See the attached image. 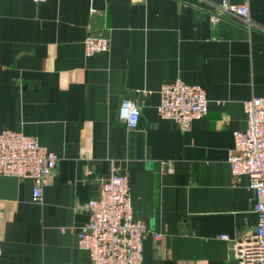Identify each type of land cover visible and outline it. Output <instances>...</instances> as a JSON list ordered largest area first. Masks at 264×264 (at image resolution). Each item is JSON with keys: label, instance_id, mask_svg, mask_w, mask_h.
I'll return each instance as SVG.
<instances>
[{"label": "crops", "instance_id": "0c3cea01", "mask_svg": "<svg viewBox=\"0 0 264 264\" xmlns=\"http://www.w3.org/2000/svg\"><path fill=\"white\" fill-rule=\"evenodd\" d=\"M221 1L0 0V130L60 157L41 203L32 179L0 175V264H94L78 244L82 204L114 171L129 173L134 216L151 230L139 264H242L220 235L258 223L250 178L234 183L228 158L244 100L264 95V0H228L248 4L252 27L214 23ZM89 33L110 48L87 54ZM177 79L209 98L188 131L158 112ZM124 97L141 108L135 128L120 117Z\"/></svg>", "mask_w": 264, "mask_h": 264}, {"label": "built area", "instance_id": "2783aa9c", "mask_svg": "<svg viewBox=\"0 0 264 264\" xmlns=\"http://www.w3.org/2000/svg\"><path fill=\"white\" fill-rule=\"evenodd\" d=\"M210 14L214 23L237 18L249 27L254 25L247 3L223 0L214 4ZM84 44L87 54L91 55L108 50L110 39L89 33ZM160 96L159 114L176 121L184 131L190 130L193 121L208 112L209 98L199 84L180 79L166 82L160 88ZM243 103L247 125L234 131L235 144L228 161L234 183L243 175L250 178V186L256 192L254 211L258 223L253 232L242 238H231L226 233L220 236L233 242L240 263L264 264V95L252 96ZM120 117L128 127L135 128L140 121L141 108L134 99L124 97ZM59 160L60 157L40 144L37 138L22 131L0 130V175L32 179L34 202L43 201L44 188ZM82 208L88 212L89 219L79 230L78 244L89 252L94 264H139L143 261L145 238L151 230L134 216L128 172L114 171L109 177L101 178L97 195L82 204ZM155 235L162 236L158 232ZM1 252L0 240V256Z\"/></svg>", "mask_w": 264, "mask_h": 264}]
</instances>
